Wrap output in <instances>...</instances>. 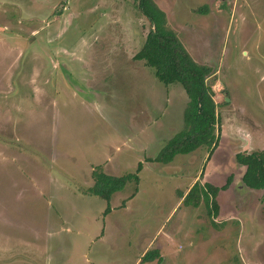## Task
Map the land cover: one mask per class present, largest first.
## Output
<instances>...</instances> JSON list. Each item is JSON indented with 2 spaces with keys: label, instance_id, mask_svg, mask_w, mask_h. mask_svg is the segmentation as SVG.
<instances>
[{
  "label": "rangeland",
  "instance_id": "rangeland-1",
  "mask_svg": "<svg viewBox=\"0 0 264 264\" xmlns=\"http://www.w3.org/2000/svg\"><path fill=\"white\" fill-rule=\"evenodd\" d=\"M153 1L211 69L209 156L145 160L182 128L187 97L133 58L150 25L132 0H0V264H156L140 262L152 248L160 264H264V190L234 159L264 151V0ZM139 162L104 214L92 170ZM194 179L222 187L216 212L210 195L182 203Z\"/></svg>",
  "mask_w": 264,
  "mask_h": 264
},
{
  "label": "trees",
  "instance_id": "trees-1",
  "mask_svg": "<svg viewBox=\"0 0 264 264\" xmlns=\"http://www.w3.org/2000/svg\"><path fill=\"white\" fill-rule=\"evenodd\" d=\"M132 1L137 11L150 25L141 47L133 58L142 60L145 65L151 67L155 78L163 84L178 83L187 97L182 110V128L167 139L153 157L145 160L166 164L174 155L190 153L201 146L206 147L209 156L216 148L220 137L217 104L206 84L211 69L208 65L193 61L176 34L165 25V14L153 0ZM203 9L199 8L198 11L203 13ZM234 159L244 168L240 176L241 184L246 188L264 190V151H253L248 154L238 152ZM95 168L91 172L93 182L87 191L105 201L106 207L103 212L105 214L110 209L108 200L113 192L121 190L126 182L137 184V173L141 169V164L139 162L132 173L120 176L107 175L97 170L99 167ZM229 178L228 176V181ZM221 188L207 182L200 183L196 179L183 196L182 203L196 206L200 198L207 202L210 195L213 200L212 208L216 212L214 198ZM134 189L137 190L136 187ZM261 200L264 201V191ZM154 259L156 264H160L162 256L155 248L147 249L141 255L140 262Z\"/></svg>",
  "mask_w": 264,
  "mask_h": 264
},
{
  "label": "crops",
  "instance_id": "crops-1",
  "mask_svg": "<svg viewBox=\"0 0 264 264\" xmlns=\"http://www.w3.org/2000/svg\"><path fill=\"white\" fill-rule=\"evenodd\" d=\"M194 180H195V179H194ZM248 189H249V188H248ZM249 190H251V191H255V189H253V190H252V189H249Z\"/></svg>",
  "mask_w": 264,
  "mask_h": 264
},
{
  "label": "water",
  "instance_id": "water-1",
  "mask_svg": "<svg viewBox=\"0 0 264 264\" xmlns=\"http://www.w3.org/2000/svg\"><path fill=\"white\" fill-rule=\"evenodd\" d=\"M208 88L210 89V87L208 86ZM212 92V91H211Z\"/></svg>",
  "mask_w": 264,
  "mask_h": 264
}]
</instances>
